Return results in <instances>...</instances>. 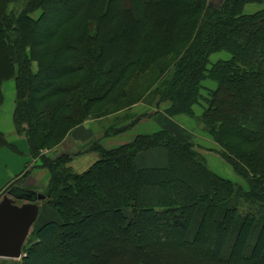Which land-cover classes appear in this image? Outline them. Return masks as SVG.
<instances>
[{"label": "trees", "instance_id": "16d2710c", "mask_svg": "<svg viewBox=\"0 0 264 264\" xmlns=\"http://www.w3.org/2000/svg\"><path fill=\"white\" fill-rule=\"evenodd\" d=\"M263 3L0 0V108L14 80L16 131L50 170L44 206L59 216L34 230L22 264H264V8L244 11ZM219 52L230 57L212 63ZM152 65L162 67L151 112L118 116L102 138L200 106L203 131L249 189L167 132L112 149L96 140L79 151L98 155L83 173L69 166L77 153L49 156L101 105L108 115L110 97L122 111L131 78ZM159 146L168 167L139 168L137 154ZM9 192L33 191L16 183Z\"/></svg>", "mask_w": 264, "mask_h": 264}, {"label": "crops", "instance_id": "0c3cea01", "mask_svg": "<svg viewBox=\"0 0 264 264\" xmlns=\"http://www.w3.org/2000/svg\"><path fill=\"white\" fill-rule=\"evenodd\" d=\"M3 86L4 101L0 108V133L6 137L11 146L0 148V200L3 198L4 192L16 183L34 192L44 194L48 192L51 172L48 168L38 167L41 164L40 160L31 159L27 138L24 135H19L16 131L14 123L17 100L15 81L10 80L4 83ZM195 117L187 115L171 117L162 111L153 118H144L128 130L107 136L104 139L102 137L106 128L113 122L106 120L110 118L102 120L100 118H92L83 126L76 128L66 140L48 153L52 158L66 153H77L69 166L76 173H83L97 161L98 155L94 152L80 154L79 151L85 149L96 140L102 139L106 148L112 149L128 144L138 136H142V134L153 135L159 132H167L176 140L182 142V144H195L196 149L206 157L212 172L225 179L234 181L238 176L233 167L220 156L219 146L213 138L197 126ZM169 161V150L164 146L142 151L136 156L137 166L143 169L165 168L168 167ZM36 165V168L24 176L28 169ZM50 208L49 206L42 207L36 224L44 215L51 216V218L43 220L42 224L52 219L57 220L58 214L52 208L50 210ZM13 261L16 260L0 258V264Z\"/></svg>", "mask_w": 264, "mask_h": 264}, {"label": "rangeland", "instance_id": "374dc122", "mask_svg": "<svg viewBox=\"0 0 264 264\" xmlns=\"http://www.w3.org/2000/svg\"><path fill=\"white\" fill-rule=\"evenodd\" d=\"M217 1V0H216ZM261 8H264V3L262 5H249L246 10V13H253ZM230 56L229 54L225 53V52H219V53H214L211 56V62L215 63L218 60L221 59H228ZM161 66H155L152 65L151 68L147 69L144 72H141L139 75H137L136 77H132L131 78V85L129 86V93L127 94L128 99H131L130 102H127V104L122 107V111H115L113 108H115V106H117L118 102H119V97L117 98L116 95L110 97V99L108 100V104L111 105L113 104V107H111V110H109L108 115L104 116L102 113V111L104 110L103 107L105 105H101L99 107V109H96L97 112L101 111V113L99 114V116H97L98 118L102 119H106V118H110V119H106V120H110V122L115 123L117 122L116 118L119 116H128L129 114H136V116H140L145 112H151L152 107L155 105L154 103L156 102V95L154 94L155 89L157 88L156 85H158L157 83H155V79L157 78L159 72H160V68ZM34 68H36V64H34ZM8 82V81H7ZM6 83V82H5ZM205 86H207L209 89H213L216 86V83L213 80H207L203 83ZM4 85V84H3ZM2 85V88L4 87ZM207 89V88H206ZM205 95H207L208 90H204L202 91ZM116 104V105H115ZM133 104V105H132ZM130 105V107L128 106ZM163 107H165V105H163ZM195 109V121L198 127H200L201 129L204 128L203 123L201 122V115L203 113V108H201L200 106H194ZM200 115V117H199ZM132 120V119H131ZM73 132V131H72ZM238 176V175H237ZM235 177V176H234ZM234 179V178H231ZM236 179V180H235ZM234 181L237 183L242 184L246 189H249V185L248 183L241 177H237L235 178ZM51 210V208H50ZM53 210V209H52ZM52 212V211H51ZM48 218L47 215H44L40 221L34 225V227L31 230V233L27 239V242L25 243V247L28 243V240H30L34 235L33 232L36 228L40 227L42 225V222H44L43 220H46ZM59 219V216L57 217V220ZM50 221V220H49ZM24 253V252H23ZM23 259V258H22ZM22 259L13 261V262H6L5 264H22Z\"/></svg>", "mask_w": 264, "mask_h": 264}, {"label": "water", "instance_id": "95a60500", "mask_svg": "<svg viewBox=\"0 0 264 264\" xmlns=\"http://www.w3.org/2000/svg\"><path fill=\"white\" fill-rule=\"evenodd\" d=\"M46 196L9 192L0 200V258L22 259L23 249L39 219Z\"/></svg>", "mask_w": 264, "mask_h": 264}]
</instances>
